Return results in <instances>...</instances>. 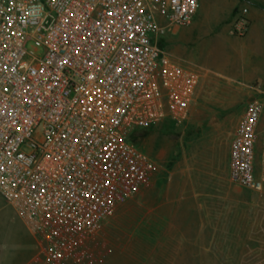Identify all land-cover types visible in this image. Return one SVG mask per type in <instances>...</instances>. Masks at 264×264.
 <instances>
[{
    "label": "built area",
    "instance_id": "built-area-1",
    "mask_svg": "<svg viewBox=\"0 0 264 264\" xmlns=\"http://www.w3.org/2000/svg\"><path fill=\"white\" fill-rule=\"evenodd\" d=\"M200 0H0V196L34 235L30 264H82L155 162L133 140L180 126L202 73L160 39L193 22ZM250 26L248 9L235 22ZM43 47L34 54L28 43ZM230 144L229 178L264 190V88Z\"/></svg>",
    "mask_w": 264,
    "mask_h": 264
},
{
    "label": "rangeland",
    "instance_id": "rangeland-1",
    "mask_svg": "<svg viewBox=\"0 0 264 264\" xmlns=\"http://www.w3.org/2000/svg\"><path fill=\"white\" fill-rule=\"evenodd\" d=\"M218 1L202 0L184 35L160 39L202 73L194 102L182 125L168 120L136 133L159 179L117 207L86 243L82 264H264V190L236 189L226 164L246 103L264 88V16L241 36L235 22L242 6ZM241 3L264 10V0ZM28 49L44 53L34 42ZM35 249L28 224L0 196L5 262L24 263Z\"/></svg>",
    "mask_w": 264,
    "mask_h": 264
},
{
    "label": "crops",
    "instance_id": "crops-1",
    "mask_svg": "<svg viewBox=\"0 0 264 264\" xmlns=\"http://www.w3.org/2000/svg\"><path fill=\"white\" fill-rule=\"evenodd\" d=\"M250 1H252V2H254V1H261V0H250ZM218 3H220V4H222V3H224V4H230L231 3V8H232V10L233 9H236V8H239V6H242L241 7V9H243V8H245L246 6L245 5H243L242 3H241V0H219L218 1ZM240 5H239V4ZM201 6H202V0H200V8H201ZM247 9H248V17H249V19H250V26H249V30H248V32H252V30H253V25H254V23H255V19L256 18H258V17H262V16H264V10L263 9H261V8H257V10H255V11H253V10H249V8L248 7H246ZM200 10V9H199ZM198 10V11H199ZM198 13V12H197ZM197 15V14H196ZM195 18V17H194ZM184 27H176L175 29H174V31L172 32V34H178V33H181V34H185L186 33V31H184V29H183ZM258 29V28H257ZM257 31V30H256ZM255 34H256V32H255ZM174 59H176L177 61H179L180 60V58H179V56H177V54L173 51H167ZM179 59V60H178ZM166 121H168V120H166ZM165 121H163V122H161L160 124H162V123H164ZM159 125V124H158ZM175 125V124H174ZM157 126V125H156ZM175 126H177V125H175ZM155 127V126H154ZM233 138V137H232ZM231 144V143H230ZM229 159H230V148H229V153H228V157H227V162H226V164H227V168H228V174H229ZM155 170H156V168H155ZM153 171V173H152V176H151V179H152V181H151V183H150V185H145L142 189H141V191L138 193V194H140V193H142V194H144V190H146L147 188L148 189H150V188H152V187H154V184H156L157 183V181H158V179H159V175H158V173H156V171ZM176 172H178V170L177 171H175V170H173L172 172H170L169 173V175H168V179L171 181L172 179H174L176 176H175V174H177ZM150 179V180H151ZM146 186H148V187H146ZM234 187L236 188V189H239V190H245L244 188H241V187H238V186H236V185H234ZM246 190H248V189H246ZM137 194V195H138ZM36 251H37V249H35V250H33V251H31L30 253H29V256H28V258H27V260L24 262V263H21V264H30L31 263V261L33 260V258L35 257V255H36ZM0 264H7V262H5V258L3 257V254H2V252H1V254H0Z\"/></svg>",
    "mask_w": 264,
    "mask_h": 264
},
{
    "label": "trees",
    "instance_id": "trees-1",
    "mask_svg": "<svg viewBox=\"0 0 264 264\" xmlns=\"http://www.w3.org/2000/svg\"><path fill=\"white\" fill-rule=\"evenodd\" d=\"M133 140L135 141V137L133 138Z\"/></svg>",
    "mask_w": 264,
    "mask_h": 264
}]
</instances>
